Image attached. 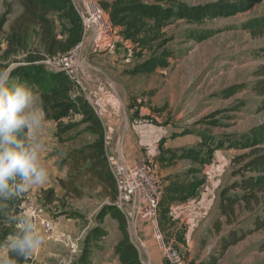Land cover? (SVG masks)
<instances>
[{"label": "crops", "instance_id": "obj_1", "mask_svg": "<svg viewBox=\"0 0 264 264\" xmlns=\"http://www.w3.org/2000/svg\"><path fill=\"white\" fill-rule=\"evenodd\" d=\"M196 1L71 0L80 19L84 4L92 2L103 9L112 26L103 31L82 25L83 44L74 74L83 92L72 86L69 97L90 109L91 102L97 109L106 173L113 186L90 181L91 188L79 182L89 177L79 178L77 183L69 180L63 153L94 141L73 147L74 140H59L55 136L57 123L45 118L38 90L30 87L42 119L39 127L26 132L25 139L42 144L39 158L49 179L19 199L0 201V244L14 231L13 224H5L6 218L19 214L27 199L37 202L54 230L49 233L37 228L42 244L23 264H129L132 258L138 264H167L155 227L162 240L174 246L182 264L207 263L201 256L204 249L196 254L195 250L207 235V219L216 211L233 158L247 151L240 149L236 139L262 123L254 120L259 103H253L260 99L243 81L210 78L215 72L217 77L227 74L223 68L226 60L211 53L194 56L215 34L210 29L195 30V25L211 22L205 7L220 2ZM21 12L19 3V9L7 12L0 28V71L11 73L29 64L31 57H39L33 64L42 65L44 54L35 35L27 41V49L4 56L6 35ZM56 26L59 29L57 22ZM179 34L181 43L175 45ZM17 84V78L9 77L8 87ZM251 106L255 111L250 112ZM143 161L150 162L159 177L161 201L168 198L170 220L162 224L161 205L154 213L143 212L136 192L129 198L124 215L111 205L115 197L111 169L122 175ZM7 257L8 252L0 247V259Z\"/></svg>", "mask_w": 264, "mask_h": 264}, {"label": "trees", "instance_id": "obj_2", "mask_svg": "<svg viewBox=\"0 0 264 264\" xmlns=\"http://www.w3.org/2000/svg\"><path fill=\"white\" fill-rule=\"evenodd\" d=\"M19 3L22 12L14 20L10 31L6 35L7 49L4 53L5 57L19 50L27 49V41L33 35L38 37L39 47L44 57L64 54L80 41L83 32L82 22L71 0H19ZM205 10L206 13H209L208 6L205 7ZM6 15L7 12L0 17V28L6 21ZM198 18L197 15L196 19ZM56 22L59 25L58 30L56 29ZM242 30L247 32L253 39L264 37V15L244 23ZM207 37L204 36L203 39ZM38 58L31 57L29 64L12 70L10 77L17 78L20 84L37 88L45 118L57 123L55 136L61 141L68 140L64 139L62 134L75 125L59 128L58 123L64 120L69 113L79 114L80 111H83L87 116L82 121L86 124L92 121V127L97 132L96 140L93 143L84 144L67 153L62 163H67L69 167L71 174L69 180L89 177V181L104 183L112 187V179L106 173L107 166L102 151L100 123L89 106L80 100L69 97V92L72 90V86L74 87L70 79L62 72H49L43 65L33 64L36 59L39 60ZM253 77L255 81L251 90L260 99L258 111L261 112L264 111V67L258 68L253 73ZM244 135L252 138L251 141L249 143L242 142V144L240 142L238 145L240 149H246L247 151L233 158L232 170L229 175L230 180L220 190L218 197V216L223 218L226 225L230 227L227 235L221 239V254L242 242L248 235L259 232L264 233V123L249 130ZM188 195H191V193H188ZM167 200L168 198H165L161 201L162 203L160 202V224L170 220L167 216ZM242 213L253 218L252 229L247 232L233 229L235 222ZM219 227L220 220H215L213 228L218 231ZM258 250L264 251V239L259 244ZM131 253V256H133V248ZM217 261L218 259H213L206 264H217ZM24 262L17 259V264H23ZM129 264H138V262L132 258Z\"/></svg>", "mask_w": 264, "mask_h": 264}, {"label": "rangeland", "instance_id": "obj_3", "mask_svg": "<svg viewBox=\"0 0 264 264\" xmlns=\"http://www.w3.org/2000/svg\"><path fill=\"white\" fill-rule=\"evenodd\" d=\"M206 2L218 3L213 6H208V15L210 16L211 22L202 23L200 25L197 24L195 25V30L210 29L215 31V34L208 42L203 43L201 47L196 49L194 56L201 57L203 54L208 56L209 53L212 55L217 54L218 58L226 60V64L223 68L227 70V74L217 77V72H215L216 74L214 73L210 78L214 81L219 78L221 82L231 81L232 79L239 80L245 83V87L248 86V88H251L255 81L253 73L258 68L264 67V37L253 39L247 32L241 30V27L244 23L264 15V0H204V3ZM195 3L199 4L201 1L197 0ZM218 4H220V6H218ZM215 6L217 7L215 8ZM16 8L19 9V0H0V16L3 13H9L10 10H16ZM181 24L187 25L188 23ZM56 29H58L57 26ZM180 34L176 36L177 42H174L175 45L181 40ZM171 44L173 43H170L169 50L173 48ZM220 61L223 62V60ZM196 70H198L197 67ZM259 102L260 100H254L253 105L256 106ZM254 106H251L252 110H249L250 112L255 111L256 107ZM256 114L255 118L253 117L254 120H259L261 123H264V111ZM85 118H87V116L83 111H80L79 114L69 113L64 120L58 123L59 128L75 125L62 134L64 139L74 140L72 143L73 147L78 146V144L88 143L91 140H96L97 132L92 127V121L86 124L82 121L85 120ZM225 119L226 117H223V120ZM251 139L250 137L241 135L237 137L236 142L237 144L240 142L241 144L242 142L249 143ZM237 154H239V152H237ZM66 156L67 152L63 153V158H66ZM229 180L230 179H228V182ZM76 181L78 180H74V183ZM70 182L68 184H71ZM79 182H85V184L89 185L91 188L94 187L89 179H84L83 181L81 179ZM207 220H210L209 227L204 231L207 235H204L201 241H199V247H196L195 254L197 251L200 252L204 249V253H202L201 256L204 255L203 260L206 259L208 260L207 262L213 259H222L221 264H264V251L258 250L259 244L264 239L263 232L248 235L242 241V244L240 242V245H238V243V246H234L235 248H229V252L228 249L224 254H221L220 242L222 237L227 235L230 227L226 225L223 218H219L218 216V202L216 211L212 214V217ZM215 220H220L218 231L213 228ZM252 220L253 218L251 216L242 213L235 222L233 229L247 232L252 229ZM189 256L190 255L187 253L188 259L194 262V260L191 259L192 257L190 258Z\"/></svg>", "mask_w": 264, "mask_h": 264}, {"label": "clouds", "instance_id": "obj_4", "mask_svg": "<svg viewBox=\"0 0 264 264\" xmlns=\"http://www.w3.org/2000/svg\"><path fill=\"white\" fill-rule=\"evenodd\" d=\"M10 75L7 70L0 71V201L19 199L49 179L39 158L42 144L25 139L28 130L41 124L42 113L35 107L37 97L27 85L8 87ZM9 223L14 225V231L0 247L10 255L0 259V264H17V259L26 262L43 241L33 213L22 210L7 217L5 224Z\"/></svg>", "mask_w": 264, "mask_h": 264}, {"label": "built area", "instance_id": "obj_5", "mask_svg": "<svg viewBox=\"0 0 264 264\" xmlns=\"http://www.w3.org/2000/svg\"><path fill=\"white\" fill-rule=\"evenodd\" d=\"M81 22L84 28L90 26L103 31H110L112 26L105 19L102 9L95 3L86 2L84 4ZM83 42L77 43L70 51L64 54H57L52 57H44L40 62L49 72H62L67 76L74 86L83 92L81 82L74 74L80 61V53ZM89 102V100H88ZM94 115H97V109L89 102ZM111 173L115 183L116 195L111 205L121 214H125L126 204L129 198L135 194L141 200L143 212L154 213L161 202L162 193L159 179L154 171V167L148 161H143L127 169L124 174H116L114 169ZM22 210H30L33 213L34 222L46 232H53V222L45 219L40 211L39 205L32 199L22 202ZM21 210V211H22ZM154 234L159 242L162 256L167 264H182L177 258V252L172 244L165 243L159 233L158 228H154ZM58 241L64 242L61 237Z\"/></svg>", "mask_w": 264, "mask_h": 264}]
</instances>
